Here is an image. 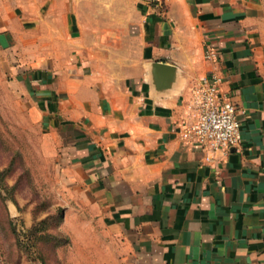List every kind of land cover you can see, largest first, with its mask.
I'll list each match as a JSON object with an SVG mask.
<instances>
[{
  "label": "crops",
  "instance_id": "0c3cea01",
  "mask_svg": "<svg viewBox=\"0 0 264 264\" xmlns=\"http://www.w3.org/2000/svg\"><path fill=\"white\" fill-rule=\"evenodd\" d=\"M163 1L164 11L140 0L136 53L122 71L62 10L31 29L42 34L26 38L33 59L9 72L123 264H264V0ZM17 24L0 28L2 47ZM156 61L177 68L168 88L154 82ZM212 70L242 133V148L213 166L181 137L191 89Z\"/></svg>",
  "mask_w": 264,
  "mask_h": 264
},
{
  "label": "rangeland",
  "instance_id": "374dc122",
  "mask_svg": "<svg viewBox=\"0 0 264 264\" xmlns=\"http://www.w3.org/2000/svg\"><path fill=\"white\" fill-rule=\"evenodd\" d=\"M140 3L0 0V28L10 21L20 27L11 46L0 44V264H123L105 227L76 201L81 195L74 170L58 159L59 147L51 144L9 69L10 63L33 59L25 57L26 38L39 44L42 34L32 28L52 12L69 10L78 15L96 55L124 70L121 59L136 53Z\"/></svg>",
  "mask_w": 264,
  "mask_h": 264
},
{
  "label": "built area",
  "instance_id": "2783aa9c",
  "mask_svg": "<svg viewBox=\"0 0 264 264\" xmlns=\"http://www.w3.org/2000/svg\"><path fill=\"white\" fill-rule=\"evenodd\" d=\"M164 7L163 0H150ZM217 52L207 46L205 58L217 59ZM188 117L181 123L183 140L200 146L204 162L215 165L231 150L242 148L239 108L230 94L222 90V77L212 70L191 89L186 104Z\"/></svg>",
  "mask_w": 264,
  "mask_h": 264
},
{
  "label": "water",
  "instance_id": "95a60500",
  "mask_svg": "<svg viewBox=\"0 0 264 264\" xmlns=\"http://www.w3.org/2000/svg\"><path fill=\"white\" fill-rule=\"evenodd\" d=\"M155 84L160 88H168L176 79L177 68L169 63L156 61L152 64Z\"/></svg>",
  "mask_w": 264,
  "mask_h": 264
}]
</instances>
